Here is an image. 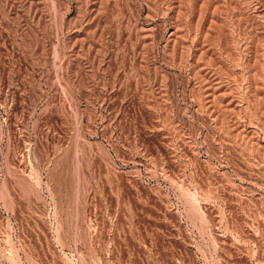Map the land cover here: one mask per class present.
I'll list each match as a JSON object with an SVG mask.
<instances>
[{
  "label": "rangeland",
  "instance_id": "obj_1",
  "mask_svg": "<svg viewBox=\"0 0 264 264\" xmlns=\"http://www.w3.org/2000/svg\"><path fill=\"white\" fill-rule=\"evenodd\" d=\"M0 264H264V0H0Z\"/></svg>",
  "mask_w": 264,
  "mask_h": 264
}]
</instances>
